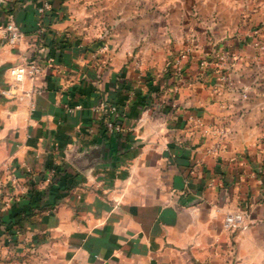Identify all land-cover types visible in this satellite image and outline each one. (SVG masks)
<instances>
[{
	"label": "crops",
	"instance_id": "1",
	"mask_svg": "<svg viewBox=\"0 0 264 264\" xmlns=\"http://www.w3.org/2000/svg\"><path fill=\"white\" fill-rule=\"evenodd\" d=\"M37 4L0 0V264H264V0Z\"/></svg>",
	"mask_w": 264,
	"mask_h": 264
},
{
	"label": "built area",
	"instance_id": "2",
	"mask_svg": "<svg viewBox=\"0 0 264 264\" xmlns=\"http://www.w3.org/2000/svg\"><path fill=\"white\" fill-rule=\"evenodd\" d=\"M54 0H38L37 4V10L38 13L43 15L50 11L52 9V4ZM4 30L7 33L9 43L12 46H15L17 42L21 39L22 33L20 27L17 25V23L13 20H10ZM257 47L264 50V45L257 43ZM192 46H189L185 49V51L181 54L178 61L175 63V68L178 74L182 73V66L181 62L182 59L186 58L191 52H192ZM229 54L224 53L220 56L221 62L223 64L227 63L230 59ZM208 64L206 59H203L201 62V66L205 67ZM45 67L39 63L38 61L29 63V64H22L17 65L15 67H12L10 69V74L14 80L15 83H22L27 79H31L35 81L39 78V76L44 72ZM222 80L227 82L228 84H231V81L228 76L223 75ZM247 94H244V97H246ZM99 110L103 113H105V127L107 131L111 133H121L122 127L119 123V120L121 118V112L119 107L116 105H107L106 103L102 102L99 105ZM191 121L198 126H202V122L199 118H191ZM210 131L205 130V133L208 134ZM218 140L214 143V145L209 149V153L212 155H219L220 152H222L225 148V140L228 137V132L226 130L218 129L216 131ZM54 170L52 171V175L54 174ZM0 175H3L7 178L8 181H10L13 186L16 189H20L19 187V180L16 176V170L14 167L8 164H2L0 165ZM51 176H49L46 181H51ZM248 213H246L244 210L241 209H235L230 210L226 213L224 219H223V227L226 231L235 233L238 231H246L249 229V222H248Z\"/></svg>",
	"mask_w": 264,
	"mask_h": 264
},
{
	"label": "trees",
	"instance_id": "3",
	"mask_svg": "<svg viewBox=\"0 0 264 264\" xmlns=\"http://www.w3.org/2000/svg\"><path fill=\"white\" fill-rule=\"evenodd\" d=\"M70 189V186L69 187H66L64 190H69Z\"/></svg>",
	"mask_w": 264,
	"mask_h": 264
}]
</instances>
